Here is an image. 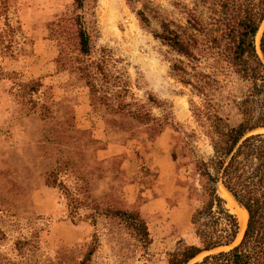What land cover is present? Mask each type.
<instances>
[{
  "label": "rangeland",
  "instance_id": "1",
  "mask_svg": "<svg viewBox=\"0 0 264 264\" xmlns=\"http://www.w3.org/2000/svg\"><path fill=\"white\" fill-rule=\"evenodd\" d=\"M147 1L175 20L182 19L175 4H189V0ZM8 4L9 12L0 15V30L6 15L13 25L19 22L23 36L17 34L12 52L8 50L13 58H2L0 52V69L16 72L24 84L42 79V91L52 95L47 99L52 117L40 120L37 113L27 114L25 101L18 103L8 95L10 82L0 80V258L15 264H47V260L79 264L92 227L87 222L72 224L57 190L43 183L45 172L69 162L70 182L76 176L86 180L92 198L141 212L150 233V261L134 264H167L166 254L179 239L195 242L190 216L203 197L193 165L180 158L176 130L197 127L189 100H200L170 76L167 48L140 26L124 0H85L81 10L73 0H8ZM79 16L91 32L90 59L96 60L105 49L107 69L126 89L118 100L143 104L157 119L166 114L162 133L149 132L125 109L118 113L96 103L84 82L71 73L72 62L80 58ZM226 111L230 124L240 120L234 106ZM194 146L200 157L211 153L203 137ZM187 186L195 190L194 196ZM218 192L225 199L222 186ZM99 232L101 246L91 264H119L107 229L101 225ZM18 241L30 243L26 249L32 258L28 251L29 256L20 255Z\"/></svg>",
  "mask_w": 264,
  "mask_h": 264
},
{
  "label": "trees",
  "instance_id": "2",
  "mask_svg": "<svg viewBox=\"0 0 264 264\" xmlns=\"http://www.w3.org/2000/svg\"><path fill=\"white\" fill-rule=\"evenodd\" d=\"M73 1L76 9H83L85 0ZM124 1L140 26L167 48L170 76L200 100L198 103L189 100L197 127L187 130L181 126L176 130L182 146L180 158L188 159V164L193 165L203 197L190 216L195 242L179 239L166 254L167 264H264V0L176 3L181 20L152 7L150 1ZM8 12V0H4L0 15ZM16 24L5 15L0 30L2 58H13L8 50L12 52L17 34L23 36L19 22ZM76 24L80 58L70 66L76 80L84 82L96 103L118 113L125 109L129 118L149 132L162 133L167 125L166 114L163 119H157L143 104L119 101L126 89L117 75L107 69L106 50L91 60V32L83 17H77ZM64 59L63 56V65ZM3 79L10 82L7 90L10 97L18 103L25 101L27 114L37 113L40 120L52 117L47 102L52 95L42 91V79L24 84L16 72L0 69V80ZM148 99L154 102L151 97ZM228 106H234L240 117L235 124H230ZM201 137L211 148L206 158L195 151L194 143ZM69 167V162L57 164L45 172L43 183L57 190L64 201L65 217L72 224L87 222L92 227L86 253L79 264L92 263L101 246V225L111 236L108 244L116 250L119 264H134L135 260L149 262L150 233L141 212L117 206L113 200L92 198L86 180L76 176L75 182H70ZM218 186L248 215L243 236L236 245L239 220L219 194ZM187 188L194 196L192 186ZM15 245L20 255L29 256L25 251L32 253L26 249L30 246L28 241H18ZM0 264L15 263L1 257ZM47 264L54 263L47 260Z\"/></svg>",
  "mask_w": 264,
  "mask_h": 264
},
{
  "label": "bare ground",
  "instance_id": "3",
  "mask_svg": "<svg viewBox=\"0 0 264 264\" xmlns=\"http://www.w3.org/2000/svg\"><path fill=\"white\" fill-rule=\"evenodd\" d=\"M258 37V36H257ZM221 187V186H219ZM224 197L227 201L228 207L233 210V213L238 217L239 224H240V230L245 229L246 220L248 218L247 212L241 208L233 199V197L225 190ZM237 243V240L235 244Z\"/></svg>",
  "mask_w": 264,
  "mask_h": 264
}]
</instances>
